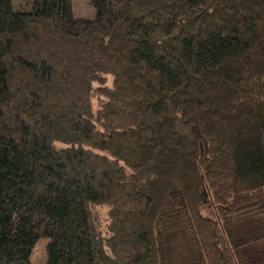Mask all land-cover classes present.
<instances>
[{"label": "trees", "instance_id": "16d2710c", "mask_svg": "<svg viewBox=\"0 0 264 264\" xmlns=\"http://www.w3.org/2000/svg\"><path fill=\"white\" fill-rule=\"evenodd\" d=\"M91 3L0 0V264L41 237L44 264H241L264 238H232L264 215V0Z\"/></svg>", "mask_w": 264, "mask_h": 264}, {"label": "rangeland", "instance_id": "374dc122", "mask_svg": "<svg viewBox=\"0 0 264 264\" xmlns=\"http://www.w3.org/2000/svg\"><path fill=\"white\" fill-rule=\"evenodd\" d=\"M71 2L73 14L75 17L92 18L94 16L95 11L91 0H71ZM12 3L15 10H28L31 9L32 0H12ZM245 66H247V64L242 65L243 68H245ZM247 69H256V67H247ZM108 83H110L109 80ZM255 106V103H244L241 110L242 143H244L245 145H250L252 147H257V141L255 140L257 138L255 137L253 139V136H256V133L258 134L256 128L257 119L256 115L253 113L254 116L251 117L253 119L252 123L248 122L249 125H247V118H243V110L247 107ZM100 209V213L104 217V215L106 214V208L102 207ZM232 225V238L234 241H250L254 236H256V234L253 235L252 233L255 232V230H258V228H256L258 227V225H260V230H262L261 232L264 231V215L253 212L251 214L240 215L235 219ZM246 234L248 236H246ZM48 241L49 239L47 237H41L36 241L30 255L31 264L45 263L46 245ZM239 253L241 264H264V238L252 240L248 243H245L244 245L239 247Z\"/></svg>", "mask_w": 264, "mask_h": 264}]
</instances>
